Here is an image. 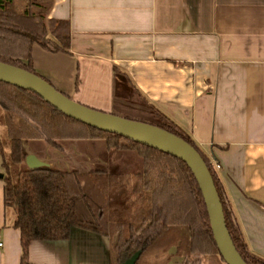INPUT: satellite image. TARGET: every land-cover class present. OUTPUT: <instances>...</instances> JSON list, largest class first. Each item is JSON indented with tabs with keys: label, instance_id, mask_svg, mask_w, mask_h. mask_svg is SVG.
Listing matches in <instances>:
<instances>
[{
	"label": "crops",
	"instance_id": "1",
	"mask_svg": "<svg viewBox=\"0 0 264 264\" xmlns=\"http://www.w3.org/2000/svg\"><path fill=\"white\" fill-rule=\"evenodd\" d=\"M46 19L68 22L69 53L33 45L35 72L88 108L145 102L169 119L219 165L244 244L264 260V0H51ZM70 142L61 171L72 170ZM25 146L52 168L47 146ZM3 188L0 179V264H19ZM109 251L108 239L73 229L66 241L32 242L28 260L110 264Z\"/></svg>",
	"mask_w": 264,
	"mask_h": 264
},
{
	"label": "trees",
	"instance_id": "2",
	"mask_svg": "<svg viewBox=\"0 0 264 264\" xmlns=\"http://www.w3.org/2000/svg\"><path fill=\"white\" fill-rule=\"evenodd\" d=\"M48 1L0 0V63L39 76L32 64L33 45L51 53H69V24L46 19L47 10L43 13L41 6ZM134 104L138 107L131 113L141 117L134 121L181 138L199 153L213 179L236 251L246 264H264L247 250L207 155L164 115L145 102ZM69 140H103L115 153L138 149L142 170L61 171L25 165L26 142L42 141L50 151L63 153V142ZM0 157L4 209L20 232L19 264H30L32 242L66 241L73 229L108 239L110 264H125L134 256V264H203L207 255L221 259L198 182L183 161L70 119L36 94L2 82Z\"/></svg>",
	"mask_w": 264,
	"mask_h": 264
},
{
	"label": "water",
	"instance_id": "3",
	"mask_svg": "<svg viewBox=\"0 0 264 264\" xmlns=\"http://www.w3.org/2000/svg\"><path fill=\"white\" fill-rule=\"evenodd\" d=\"M0 82L32 92L64 116L98 131L118 135L183 161L193 172L207 209L210 227L219 255L225 264H246L231 240L213 179L199 153L181 138L158 127L97 111L71 100L41 77L0 63ZM28 169L48 168L34 155L25 157ZM3 175L0 174V179ZM134 256L125 264H134Z\"/></svg>",
	"mask_w": 264,
	"mask_h": 264
},
{
	"label": "rangeland",
	"instance_id": "4",
	"mask_svg": "<svg viewBox=\"0 0 264 264\" xmlns=\"http://www.w3.org/2000/svg\"><path fill=\"white\" fill-rule=\"evenodd\" d=\"M49 3V1L45 2L41 6V8L44 10L42 11L43 13H45V10H47ZM33 11L39 12L40 10L39 8H34ZM113 113L122 118L127 117L129 118V120H138L139 118H141L139 115L131 113V111L114 110ZM25 145V147L28 148V151L39 150L40 153H44L45 148L47 146L42 141H29L26 142ZM67 145H72V170H104L109 172L121 173H135L140 172L142 170V163L139 157L138 149H134L128 152L115 153L112 150L107 149L106 142L103 140L72 141L70 142V144ZM65 149L67 152L71 153L70 147L67 149L66 146ZM67 157L68 156H64L62 153H56L53 151H50L49 156H46V158H50L49 162L53 164L52 168L60 170H65L70 167L69 160L67 159ZM203 261V264H224L223 261L219 258V256L216 255L204 256Z\"/></svg>",
	"mask_w": 264,
	"mask_h": 264
},
{
	"label": "built area",
	"instance_id": "5",
	"mask_svg": "<svg viewBox=\"0 0 264 264\" xmlns=\"http://www.w3.org/2000/svg\"><path fill=\"white\" fill-rule=\"evenodd\" d=\"M213 167L218 171L220 169L219 165L215 161H211ZM2 246V242L0 241V247Z\"/></svg>",
	"mask_w": 264,
	"mask_h": 264
}]
</instances>
